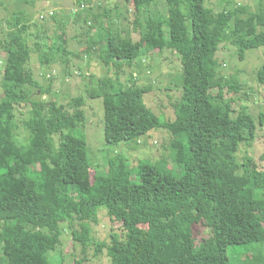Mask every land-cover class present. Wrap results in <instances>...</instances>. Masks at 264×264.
Wrapping results in <instances>:
<instances>
[{"label": "trees", "instance_id": "16d2710c", "mask_svg": "<svg viewBox=\"0 0 264 264\" xmlns=\"http://www.w3.org/2000/svg\"><path fill=\"white\" fill-rule=\"evenodd\" d=\"M107 1H73L78 7L73 21L80 29L71 41L84 44L76 52L68 49L62 22L51 42L31 32L33 24L21 22V13L8 22V31L0 27V261L65 264L62 225L74 222L83 228V256L74 264L86 263L89 246L96 257L105 250L109 264H219L221 249L237 253L243 247L262 255L264 152L258 160L238 158L240 147L254 141L257 124L245 109L233 116L231 100L223 92H239L241 86L222 75L216 78L221 67L216 55L222 45L230 44L242 61L247 50L264 47V10L252 13L244 5L207 10L204 0H111L112 6ZM122 3L133 6L134 22L121 14ZM158 4L163 11L150 10ZM50 20L57 22L56 15ZM156 46L158 53L181 51L175 117L160 124L180 141L178 168L143 162L134 183L132 170L121 158L122 167L114 164L92 176L83 134L85 98L102 100L106 144L137 143L139 125L148 114L144 96L151 86L138 87L133 75L143 70L140 62L147 61ZM33 52L40 54L43 65L63 64L67 77L73 76V57L88 66L103 64L116 77L130 71L129 83L85 75L79 66L78 76L86 82L84 95L73 98L66 109L28 67ZM189 62L192 68L186 67ZM255 79L264 87V62ZM32 89L40 91L36 99ZM21 103L30 107L23 122L24 142L15 134ZM258 119L263 125L264 113ZM48 170L56 172L54 179L48 178ZM103 179L106 187L98 195ZM101 209L120 224L111 230L107 245L95 243L88 226L97 224ZM201 222L211 233L196 246L194 228ZM258 256L251 259L257 261Z\"/></svg>", "mask_w": 264, "mask_h": 264}, {"label": "rangeland", "instance_id": "374dc122", "mask_svg": "<svg viewBox=\"0 0 264 264\" xmlns=\"http://www.w3.org/2000/svg\"><path fill=\"white\" fill-rule=\"evenodd\" d=\"M74 0H0V27L8 31V22H11L17 13H21L19 18L21 22L32 23L30 31L37 33L39 36H47V40L51 42L56 35L57 23H61L66 32V39L69 42L68 49L71 52L79 51L84 48V44H74L71 41L72 35L76 30L79 31L80 27L74 23V13L78 10L77 5L73 3ZM101 5H104V0H101ZM108 6L113 5V1H107ZM237 5H244L249 12L257 13L264 10V0H204V6L207 10H231ZM151 11L164 9L158 4L157 7L151 6ZM216 10V11H217ZM121 14L131 23L134 22V8L133 6H125L122 3L120 8ZM24 14H23V13ZM56 15V21L52 22L50 16ZM44 18L41 19V16ZM114 15V14H113ZM81 23V21L79 22ZM121 26L126 24L125 20L120 21ZM120 26V27H121ZM79 29H78V28ZM132 29V26H130ZM123 35V33H121ZM132 37H137L133 34ZM34 39H30V45L33 47ZM151 53L147 61L140 62L143 70L137 71L134 76L136 85L138 87L151 86L150 91L145 94L144 101L148 107V114L144 122L139 125L141 138L138 142L136 140L130 143L119 144H106L103 138V124L101 122L103 117V107L101 99L90 100L85 98L84 112H85V126L84 136L86 139V150L88 159L91 162V175L95 171L103 172L114 164L123 166L124 159L127 166L132 170V180L137 183V175L139 174V165L143 162L160 163L166 166L168 170L178 168L180 161V141L175 140L171 133L162 129L160 124L163 122L173 121L175 117L174 105L179 100L181 73L179 71L180 58L178 54L181 51H171L158 53L157 46ZM94 54L98 55L99 50H94ZM36 52H33L32 61L28 67L32 70L34 77L39 81L43 88L50 86L52 98L59 104L64 105L69 109V102L76 97L84 95L86 82L81 76L77 67H81L85 75H93L94 77L112 76L119 79L123 85L129 83V72H119L117 77L103 64L92 62L89 66L86 60H78L71 57L72 77H67L63 74V64L57 63L52 66L43 65ZM217 60L221 67L217 69L216 78L220 75L224 76L230 82H236L241 86L239 92L230 91L225 89L223 97L226 100H231V108L233 116L241 110L245 109L256 121L257 129L254 141L251 144L242 145L240 147L238 158L242 159L245 156H251L254 159H259V155L264 152V124H258L259 114L264 113V87L256 83L255 74L260 65L264 62V47L257 49H250L245 52L244 60L240 61L236 55V48L230 44H224L220 47L217 55ZM4 53L0 51V93L2 85V63ZM88 66V67H87ZM193 62L186 64L187 68H192ZM67 68L70 69V66ZM81 75V74H80ZM182 78V77H181ZM34 90L32 99H36L40 95L38 89ZM217 90L213 91L216 94ZM30 107L26 103H21L16 109V140L24 142L26 133L23 130V122ZM64 127L67 123L64 120ZM49 179H54L56 172L48 170ZM107 181L102 180V183L97 192L100 195L106 187ZM134 189H138L133 186ZM91 237L95 243L110 242L111 230L118 229L119 223L113 222L109 219L105 209H101L98 214L97 224H88ZM63 233L61 236V250L64 257L65 264H74L75 259L83 256L81 252V239L83 228L80 223L74 222L71 224H63ZM210 229L205 223L201 222L194 228L195 245L198 246L204 239L210 236ZM175 248V244L173 246ZM257 248H260L258 246ZM237 253H226L225 250H220L219 264H251L264 262V247L260 256L258 252H250L249 248L243 247L237 249ZM94 247L89 246L86 250L85 256L87 261L85 264H109V259L106 256V251L99 256H94ZM258 256L257 261H253L251 257ZM1 257V256H0ZM0 264H3L0 261Z\"/></svg>", "mask_w": 264, "mask_h": 264}]
</instances>
